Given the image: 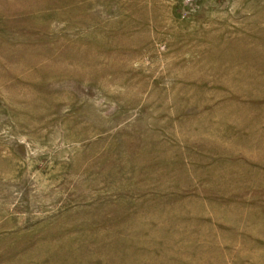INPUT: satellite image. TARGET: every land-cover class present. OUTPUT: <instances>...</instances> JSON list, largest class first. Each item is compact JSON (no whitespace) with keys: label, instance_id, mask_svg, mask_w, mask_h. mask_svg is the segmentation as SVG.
Segmentation results:
<instances>
[{"label":"rangeland","instance_id":"1","mask_svg":"<svg viewBox=\"0 0 264 264\" xmlns=\"http://www.w3.org/2000/svg\"><path fill=\"white\" fill-rule=\"evenodd\" d=\"M0 264H264V0H0Z\"/></svg>","mask_w":264,"mask_h":264}]
</instances>
